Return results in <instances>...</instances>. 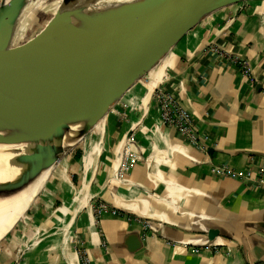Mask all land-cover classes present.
I'll return each instance as SVG.
<instances>
[{
  "label": "crops",
  "instance_id": "0c3cea01",
  "mask_svg": "<svg viewBox=\"0 0 264 264\" xmlns=\"http://www.w3.org/2000/svg\"><path fill=\"white\" fill-rule=\"evenodd\" d=\"M153 71L82 137L81 190L37 196L49 171L0 234V264H264V1L217 10Z\"/></svg>",
  "mask_w": 264,
  "mask_h": 264
},
{
  "label": "water",
  "instance_id": "95a60500",
  "mask_svg": "<svg viewBox=\"0 0 264 264\" xmlns=\"http://www.w3.org/2000/svg\"><path fill=\"white\" fill-rule=\"evenodd\" d=\"M243 1L141 0L108 17L58 10L36 35L12 44L26 0H2L0 131L10 134H0V143H34L30 154L16 158L25 169L5 189L18 190L51 168L66 154L58 142L70 123L83 122L79 140L203 20ZM72 16L81 26L72 24ZM217 234L209 230L207 242Z\"/></svg>",
  "mask_w": 264,
  "mask_h": 264
},
{
  "label": "bare ground",
  "instance_id": "6f19581e",
  "mask_svg": "<svg viewBox=\"0 0 264 264\" xmlns=\"http://www.w3.org/2000/svg\"><path fill=\"white\" fill-rule=\"evenodd\" d=\"M29 1L30 0H26L27 3ZM140 1L141 0H70L60 11L61 13L68 12L69 14L79 12L86 16L101 14L104 17H108L122 4L130 3L134 6ZM36 4L37 3H35V5ZM22 15L23 13L21 16ZM19 16L20 14L15 23H17ZM71 22L75 26H81V21L75 18V16L71 17ZM82 125L83 122L70 123L68 125V129L64 132L61 142H58V144H61L64 153H68L78 142L77 136ZM0 134L6 136L10 134V131L3 130L0 131ZM55 143L57 144V142H53V144ZM33 146V142L25 141L15 144L0 143V234L14 221H17L18 216L23 212L31 198L41 187L51 169L48 168L41 171L39 175L18 190L8 191V189H5L6 186L15 182L25 169L24 165L16 161V158L24 154H30Z\"/></svg>",
  "mask_w": 264,
  "mask_h": 264
},
{
  "label": "rangeland",
  "instance_id": "374dc122",
  "mask_svg": "<svg viewBox=\"0 0 264 264\" xmlns=\"http://www.w3.org/2000/svg\"><path fill=\"white\" fill-rule=\"evenodd\" d=\"M35 3L37 4L35 5ZM62 7V0H30L28 3L25 2L17 23H15V27L13 28L11 43H22L36 35L53 16L55 11H60ZM22 13L23 15L21 16ZM157 94L158 91L155 92V100ZM82 148V138H80L68 153L59 157V161L50 169L48 181L40 188L37 196L40 192H48L49 188L56 189V191L58 189L59 192H63L65 190L64 184H67L72 191L81 190L79 178L83 173V166L82 162L74 160L73 157L77 151L82 152ZM90 156L93 158L96 156V153ZM34 201L30 203L28 208L32 206Z\"/></svg>",
  "mask_w": 264,
  "mask_h": 264
},
{
  "label": "built area",
  "instance_id": "2783aa9c",
  "mask_svg": "<svg viewBox=\"0 0 264 264\" xmlns=\"http://www.w3.org/2000/svg\"><path fill=\"white\" fill-rule=\"evenodd\" d=\"M2 0H0V5H1ZM210 51L213 53L221 54L220 50L218 48H210ZM232 63L236 64L244 74L249 73V69L247 66V63L243 59H232ZM156 101L159 106V112L161 114V117L164 122L169 123V124H174L178 130L181 133H184L185 135H189L190 133V128H191V122L189 119V116L181 109L179 106L176 104V102L173 100V98L165 91L163 90H158V94L156 97ZM133 134L129 136L127 139V145L124 150V156H127L129 152V141L133 142ZM130 161L134 162V157L135 155H130ZM219 171H222L219 170ZM233 176V174H232Z\"/></svg>",
  "mask_w": 264,
  "mask_h": 264
},
{
  "label": "trees",
  "instance_id": "16d2710c",
  "mask_svg": "<svg viewBox=\"0 0 264 264\" xmlns=\"http://www.w3.org/2000/svg\"><path fill=\"white\" fill-rule=\"evenodd\" d=\"M81 157V152L80 151H77L73 157L74 160L78 161Z\"/></svg>",
  "mask_w": 264,
  "mask_h": 264
}]
</instances>
